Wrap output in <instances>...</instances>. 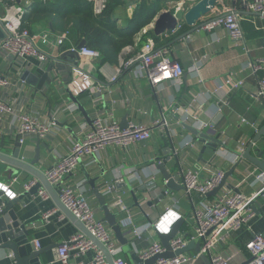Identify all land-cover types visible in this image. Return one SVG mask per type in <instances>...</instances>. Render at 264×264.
<instances>
[{"label":"crops","instance_id":"1","mask_svg":"<svg viewBox=\"0 0 264 264\" xmlns=\"http://www.w3.org/2000/svg\"><path fill=\"white\" fill-rule=\"evenodd\" d=\"M196 1L109 0L103 21L90 19V23L92 28L99 29L105 28L104 23L110 24L108 29L113 34L112 39L124 43L120 51H115L108 43H91L81 29L80 19L88 18L87 11L93 10L90 0H0V14L13 5L24 9V25L32 33L46 38V41L38 39L37 43L48 54L44 61L35 57L19 58L8 54L0 45V72L11 77L8 85L0 87V97L15 110L33 113L40 120L52 123V129L45 137L29 134L21 147V156L31 160L40 141L41 159L37 166L44 171L65 156L74 141L83 138L97 117L106 121L115 119L126 125L131 121L152 125L156 119L168 123L164 128L154 126L148 140L134 142L128 147L111 144L84 157L77 169L66 177L67 182L89 195L101 219L104 211L92 186L86 183L85 171L99 176L97 186L103 194L104 189L112 186V192L104 195L111 209L119 213L118 222L139 255L152 241H161L158 232L152 227L137 236L123 226L124 222L132 218L136 225L153 224L168 209H174L183 218L178 233H186L195 227V207L214 197L197 191L188 193L185 188H168L158 167L159 158L171 155L166 167L181 183L183 171L189 168L200 171L205 177L210 171L229 170L240 160L227 184L252 196L256 215L247 225L233 230L221 248L232 256L234 264H242L250 255L245 246L247 241L254 232H264V181L257 177L263 170L246 158L235 160V154L246 150L254 138L257 140L251 147L252 154L259 156L260 151L264 152V101L257 96L258 75L254 74L250 64L264 56V16L245 9L240 0H219L199 23L208 22L223 8L235 9L242 16L245 39L233 40L224 25L212 29L202 26L191 31L193 26L184 20H179L174 29L156 32V21L162 12L185 11ZM140 17L148 22L133 36L118 31L131 30L129 24ZM115 29L116 34L112 32ZM63 33H67V38L64 44H58L57 37ZM83 40L95 48L98 55H78L72 62L66 60L69 47H79ZM150 41L156 47L168 46L172 56L184 66L180 80L170 79L153 86L141 61L125 66L124 62ZM27 69L39 76L49 72L41 89L21 79L22 72ZM80 71L89 77L91 84L75 93L76 83L82 80ZM114 76L116 78L112 80ZM229 77L232 82H227ZM238 80L243 83L236 86ZM72 95L82 104L90 121ZM73 103L76 108L70 106ZM202 122H209L211 127H202ZM185 123L218 137L223 144L203 151L205 142ZM17 135L18 122L14 114L4 113L0 119V148L12 150ZM261 159H264V153ZM14 177L17 180L11 184ZM33 179L26 171L0 161V181L11 184L17 197L26 192L25 183ZM123 182L127 183L123 185ZM225 188L230 187L225 185L220 190ZM119 198L127 204V211L116 204ZM55 208L58 211L44 222L42 213ZM16 209L30 231L28 250L32 251L33 246L43 248L39 255L41 264H60L54 263L58 246L77 233L78 227L68 217L61 220V210L53 198L45 199L39 191L24 196ZM35 240L41 242L39 248L34 244ZM9 253L7 248H0V264L9 261ZM91 256L89 253L86 257ZM198 264H205V261L202 259Z\"/></svg>","mask_w":264,"mask_h":264},{"label":"built area","instance_id":"2","mask_svg":"<svg viewBox=\"0 0 264 264\" xmlns=\"http://www.w3.org/2000/svg\"><path fill=\"white\" fill-rule=\"evenodd\" d=\"M90 2L94 13L99 15L106 10L109 0H90ZM240 3L245 9L264 16V0H240ZM241 18L242 16L235 9L223 8L204 26L212 29L218 25H224L229 30L233 40L241 41L245 39ZM0 22L3 23L6 30V36L0 41V45L8 54L19 58L35 57L40 61L48 58V54L37 43L38 39L46 41V38L40 34L32 33L24 25V9L21 6L13 5L7 8L3 14H0ZM66 38L67 33L59 35L57 43L64 44ZM128 49L131 48L128 46ZM68 51L79 56L92 57L98 55L95 48L86 44L81 48L73 45L69 47ZM136 61L142 62L146 77L153 86L170 79L180 80L185 72L184 66L172 56L168 46L156 47L152 41L140 48L124 64L130 66ZM250 64L254 74L258 75L257 96L264 101V56L252 60ZM193 68L196 67L193 66ZM80 73L82 80L75 82V93L88 88L91 84L89 77L81 71ZM115 78L116 76L112 80ZM10 82L11 77L0 72V87L8 85ZM227 82H232V78H227ZM242 83L243 80H238L235 85ZM70 106L76 108L74 103ZM7 112L14 114L18 122V135L21 143L25 141L26 136L29 134L45 137L52 129V123L40 120L33 113L15 110L8 101L0 97V119ZM167 124L161 119H156L152 125L131 121L123 126L115 119L106 121L101 117H97L93 120L92 127L85 132L83 138L74 141L69 152L46 170L50 182L57 186L62 201L95 236L105 243L113 255L115 264L132 263L124 256L123 246L116 239L113 230L97 216L89 195L81 188L67 182L66 177L77 169L84 157L96 154L111 144L128 147L134 142L148 140L152 136L154 126L164 128ZM201 125L204 128L211 127L209 122H202ZM242 152H244V149L235 154V160L242 158ZM225 171L224 169L210 171L208 175L202 177L200 171L189 168L182 173V184H184L188 193L197 191L205 196L220 183ZM257 177L264 181V172H258ZM16 180L17 177H14L11 184ZM35 182L36 179L26 182L25 190H29ZM11 184L0 181V197L13 199L18 196ZM111 192L112 186L104 189V194ZM39 194L45 199L50 197L45 188H41ZM116 204L120 205L123 211H127L128 206L122 198H119ZM57 211L55 208L43 212L42 220L48 222ZM255 215L256 209L252 205V196L241 190L236 191L231 188L219 190L214 197L201 201L195 207V227L186 233H177L170 240L172 250L176 252L184 248L190 241L198 239L201 242L200 251L188 250L172 257L159 256L150 264H198L202 261V254L208 255L210 264H234L232 256L225 254L221 245L229 239L233 230L247 225ZM59 218L63 220L67 216L60 211ZM180 218V213L174 209H168L153 224L136 225L130 218L129 221L124 222L123 226L129 228V231L133 234L141 236L144 231L152 227L157 232H169L172 225ZM166 220L169 222L163 228L161 224ZM34 244L37 248L41 246V242L38 240H35ZM245 246L250 255L242 264H264V232H254ZM165 251L166 247L162 242L155 240L140 253V257L146 260ZM89 253H92V256L86 257ZM8 257H13L12 252L8 254ZM55 262L60 264H109L105 252L81 230L58 246V257L54 260Z\"/></svg>","mask_w":264,"mask_h":264},{"label":"water","instance_id":"3","mask_svg":"<svg viewBox=\"0 0 264 264\" xmlns=\"http://www.w3.org/2000/svg\"><path fill=\"white\" fill-rule=\"evenodd\" d=\"M218 2L219 0H197L185 11L180 9H178L175 13H173L171 10L164 11L160 14L156 21V32L161 33L167 28L174 29L177 26L179 20H184L187 24L193 26L191 31H194L196 28L202 27L207 23V21L199 23V20L202 18V16L210 12L218 4ZM183 3L186 2L184 1ZM5 36L6 30L3 26V23L0 22V41L4 39ZM85 44L86 42L85 40H83L79 44V48H81ZM76 56L78 55L74 52L66 51L65 53V59L70 62H72V60H74V57ZM48 75L49 72H44L41 76H39L27 69L22 72L21 79L27 84L35 86L39 90L43 87L48 78ZM72 97L75 102L79 103L78 99L75 96L72 95ZM79 107L85 114L87 120L90 121L91 119L82 104L79 103ZM122 125L125 126L126 124ZM185 126H187V128L194 134L199 135L200 139L205 142L203 151L207 147L217 148L219 144H223V142L218 137L212 136L204 130H200L195 125L185 123ZM256 140L257 138H254L253 142L248 146V148H246V150L242 152V158H246L264 171V159H261V156L264 152L259 150V156H256L251 152V147ZM21 147L22 143L19 141V135H17L13 143L12 150L8 151L0 148L1 162L8 166L20 168L31 174L34 179H36L35 184L19 197L8 200L0 197V248H7L13 254V257L9 258V261L4 264H40L39 255L44 249H36L33 246L32 251L28 250L27 244L30 242V231L27 228V225L20 218V214L16 209V205L24 196H26L27 194H36L41 188H45L53 198L59 209L72 222H74L79 230L83 231L86 235L92 238L95 243L105 252L109 264H115L113 255L111 254L105 243L102 242L97 236H95L86 227L84 222L76 214H74V212H72V210H70V208L62 201L57 186H54L50 182L46 175V171L37 166L38 162L41 159L40 141H38L35 155L31 160H27L21 156ZM159 159L160 162L158 163V167L164 174L166 186L174 190L185 188L184 184L178 182L173 176L172 172H170L166 167V163L171 159V155L165 154ZM239 161L240 160H238V162L235 163L229 170L225 171V174L220 183L212 191L208 192V196H215L216 193L225 185L230 188H234L232 184H227V179L233 173ZM85 176L87 179L86 183L92 186L93 192L103 208L104 216L102 220L107 222L112 227L116 238L123 246V252L128 256L132 264H150L154 262L159 256L172 257L175 254L183 253L185 251H188L189 249H194L197 252L200 251L201 242L198 239L190 241L184 248L179 249L176 252L172 250L170 240L178 233L181 227L183 218H180L172 225L169 232H158L162 244L166 247V251L162 254L155 255L150 259L143 260L133 247V244L130 242L129 238L123 232V228L118 222L119 213L114 212L111 209L110 204L107 202V197L103 194L101 188L97 186V180L99 179V176H92L88 170L85 171ZM125 183L127 182H123V185ZM117 185L119 186V184ZM234 189L236 191H239V189L236 187ZM135 197L137 201L136 203L139 204L138 197ZM202 259L205 261V264H210L208 255L202 254Z\"/></svg>","mask_w":264,"mask_h":264},{"label":"trees","instance_id":"4","mask_svg":"<svg viewBox=\"0 0 264 264\" xmlns=\"http://www.w3.org/2000/svg\"><path fill=\"white\" fill-rule=\"evenodd\" d=\"M88 18H81L80 19V25H81V29L82 31L85 33V35H87L88 40L91 43H97L98 45H102V44H107L110 47H113V49L115 51H120L121 48L124 46V43H118L115 40L112 39L113 34L110 32V30L108 29V26H110V24L108 23H104L105 28L104 29H99L98 27L92 28L91 27V23H90V19L97 21V22H101L103 21L102 18H104V13L99 14V15H95L93 13V10H88ZM148 20L146 19H142L141 17L132 21L129 24V27H132V29L130 30V28H127L129 31L126 30H118V31H122L123 33H129L128 35L133 36L134 33H136L137 31H139V29L145 24L147 23ZM117 29L112 30V32L114 34H116ZM131 40V38L129 39V41ZM145 41V40H144Z\"/></svg>","mask_w":264,"mask_h":264},{"label":"bare ground","instance_id":"5","mask_svg":"<svg viewBox=\"0 0 264 264\" xmlns=\"http://www.w3.org/2000/svg\"><path fill=\"white\" fill-rule=\"evenodd\" d=\"M167 222H169V221H168V220H166V222L164 221V222L161 224V226H162V227H164V225L167 226V224H168Z\"/></svg>","mask_w":264,"mask_h":264}]
</instances>
